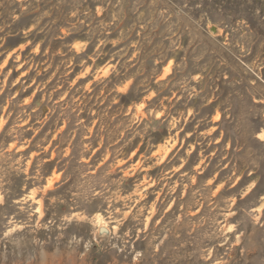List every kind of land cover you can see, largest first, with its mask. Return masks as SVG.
<instances>
[{
    "label": "rangeland",
    "instance_id": "374dc122",
    "mask_svg": "<svg viewBox=\"0 0 264 264\" xmlns=\"http://www.w3.org/2000/svg\"><path fill=\"white\" fill-rule=\"evenodd\" d=\"M8 124L0 264H264V0H0Z\"/></svg>",
    "mask_w": 264,
    "mask_h": 264
},
{
    "label": "trees",
    "instance_id": "16d2710c",
    "mask_svg": "<svg viewBox=\"0 0 264 264\" xmlns=\"http://www.w3.org/2000/svg\"><path fill=\"white\" fill-rule=\"evenodd\" d=\"M15 35H12L10 38H15ZM219 99L221 98L220 95H218ZM123 100L126 101L125 103H127V101L131 100V95H127V96H123ZM209 108H206L204 111H199L198 108L196 109V116H195V120H203V121H208L209 118L208 116H211L212 112H207ZM256 123V122H254ZM228 124H229V120H227V115L225 114V112H222V120L220 123V126L223 127V131L225 132L224 138H223V142L228 141V139L230 138V134H229V130H228ZM51 125L50 123H47V127H49ZM9 124L5 127L4 131L1 133L0 135V148L2 147V144L7 141L9 138L7 137V130L9 128ZM73 124H69L68 128L62 133V136H66L70 131H74V129L72 128ZM76 144V142H75ZM201 149L200 145L196 146V150L191 154L189 161L187 162V164L185 165V168L191 167V165L195 162H197V158H198V154L199 151ZM233 149V147H232ZM211 153H208L209 157H208V161L210 163V165L208 166V168H206L205 172L202 174H198V179L201 183V181L203 180H208L211 177H214L216 173H219L216 181H215V185L218 184L219 182H221L225 176L229 173V171L231 170V168H226L225 164L228 162V159H226L223 155V153L219 151L213 156H210ZM232 154V153H231ZM75 153H73L71 155V157H74ZM235 156H237L239 159L240 157H244L247 156L249 157L248 162H240V166H243L244 163L248 166V169L254 168L256 167L257 169V175L259 177V180L256 184V186L254 187V189L252 190V192L246 196L244 199L239 198V206H240V210L245 209V207H242V204H244L246 201L250 200V198L252 196L257 195L256 193L260 192L261 189L264 188V166L262 165V163L260 162L261 159V154H259L258 150H252L250 152V150H248V147H242L240 153H237ZM247 180H249L248 178V173H246L244 175V177L239 181V183L234 187V188H230L232 185L228 184L226 186V188H224V190L219 194V198L220 199H224L225 197H229L233 194H235L237 191H239L240 188H242L243 186H245Z\"/></svg>",
    "mask_w": 264,
    "mask_h": 264
},
{
    "label": "water",
    "instance_id": "95a60500",
    "mask_svg": "<svg viewBox=\"0 0 264 264\" xmlns=\"http://www.w3.org/2000/svg\"><path fill=\"white\" fill-rule=\"evenodd\" d=\"M210 32L213 34H217L218 33L217 27H215V26L212 27L210 29ZM99 233H100V236H107V235H109V230L106 227H101L99 230Z\"/></svg>",
    "mask_w": 264,
    "mask_h": 264
}]
</instances>
